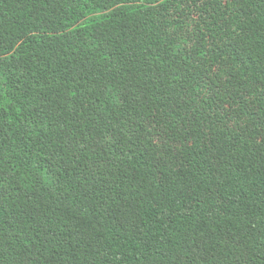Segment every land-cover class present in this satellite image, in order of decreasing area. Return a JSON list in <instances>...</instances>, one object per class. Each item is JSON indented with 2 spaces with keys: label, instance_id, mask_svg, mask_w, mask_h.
Masks as SVG:
<instances>
[{
  "label": "trees",
  "instance_id": "obj_1",
  "mask_svg": "<svg viewBox=\"0 0 264 264\" xmlns=\"http://www.w3.org/2000/svg\"><path fill=\"white\" fill-rule=\"evenodd\" d=\"M0 264H264V0H0Z\"/></svg>",
  "mask_w": 264,
  "mask_h": 264
}]
</instances>
